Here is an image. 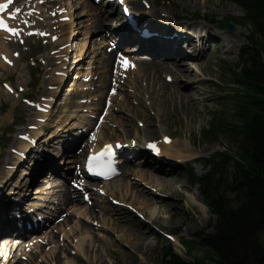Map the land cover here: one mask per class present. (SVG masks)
<instances>
[{
    "label": "rangeland",
    "instance_id": "obj_1",
    "mask_svg": "<svg viewBox=\"0 0 264 264\" xmlns=\"http://www.w3.org/2000/svg\"><path fill=\"white\" fill-rule=\"evenodd\" d=\"M131 1L142 9L146 19L158 26V32L164 28L168 31L146 41L140 52L136 50L139 45H134L138 44L137 38L142 39L140 34H133L136 40L131 44L108 52L110 43L115 40V32L110 29L117 25L111 18L114 16L110 15L101 18L99 30L93 29L91 23L96 19L95 10L100 11L105 5V2L96 4L94 0H57L39 6L44 11L37 19L24 15L26 19L30 17L28 22L33 29L56 35L58 40L55 42L38 34L31 36V26L21 30L13 42L0 37V53L8 48L3 57L10 60V64H3L0 59L2 205L20 206L21 212L27 210L28 203L38 202L39 197L46 198L51 190L35 189V185H40L37 182L40 178L50 182V188L64 185L58 176L70 166L64 160L69 159L71 148L62 144L73 135H80L77 131L85 129L87 123L90 125L92 115L103 111L104 105L108 106L105 108L107 114L97 129L99 138L95 142L104 145L120 141L129 148L123 165L125 174L120 173L102 186L90 184L96 185V190L103 193L87 191L92 197L91 204L84 203L82 193L71 187L70 182L77 183L78 180L73 173L74 178L68 179L66 186L74 199L76 196L74 203L56 210L59 201L54 194L52 202L46 200L45 208L39 210L45 214L40 228L27 230L24 223L12 236H0V264H166L171 252L189 261L178 244L179 238L198 242L200 235L213 233L215 217L205 209L198 186L188 182L186 169L190 165L196 175L201 176L206 172L201 160L216 151L232 149L231 137H212L203 141L200 132L206 128L211 112L234 91L228 74L239 69L235 63L248 34L247 27L240 25L242 12L235 5L221 0ZM57 4L63 6V14L50 17L46 11ZM19 5L35 8L31 0H20ZM64 17L68 18L67 21L58 20ZM226 23L232 24L233 30H226ZM176 28L186 29L189 33L196 29L202 31V43L200 40H188L187 45L181 42L180 47L186 46L183 50L175 43L168 44L164 39L176 32ZM209 32H216L218 37L206 40ZM69 37L68 79L65 85L59 86L55 73L63 52L60 47L69 41L65 42ZM181 37L179 35L178 39ZM160 39L165 48L171 46L168 48L181 51L186 58L177 63L175 54L155 55L154 46L162 42ZM102 40L105 42L101 43ZM145 47H152L153 52L147 53ZM125 50L136 60L154 55L150 57L152 61L164 63L165 70L159 79L165 88L161 81H154L155 76L145 73L152 70L142 68L137 62L129 69L127 78L119 76L110 80L112 57L115 52ZM175 63L178 72L173 68ZM4 83L12 92L3 88ZM49 87L58 88L49 90ZM109 88H114L115 94L105 101ZM21 96L33 101L52 99L47 117L42 118L43 123L37 120L39 113L18 101ZM29 126L38 128L29 130ZM85 131L81 134L79 146L89 132ZM24 134L37 140L36 150L40 156L34 162L28 158L16 160L11 152L17 148L18 137ZM151 142L159 143L166 151L164 158L153 160L146 153L147 144ZM59 149L62 150L60 153ZM189 151L191 158L177 157L179 154L186 156ZM29 154L27 149L24 155ZM52 162L60 170L49 173L46 168ZM75 165L69 169L73 171ZM149 167H156L158 172L154 174L163 179L146 172ZM27 171L31 172V175L27 174L30 179L25 175ZM31 180H36L34 188L29 184ZM24 184L25 191L21 187ZM22 195L25 197L17 200ZM112 200L120 205H114ZM12 214L8 217L12 218ZM161 234H172L174 238L167 241ZM18 242L21 244L16 248ZM3 243L14 248L6 249ZM206 251L207 248L199 247L194 254L202 258Z\"/></svg>",
    "mask_w": 264,
    "mask_h": 264
},
{
    "label": "trees",
    "instance_id": "obj_2",
    "mask_svg": "<svg viewBox=\"0 0 264 264\" xmlns=\"http://www.w3.org/2000/svg\"><path fill=\"white\" fill-rule=\"evenodd\" d=\"M221 1L240 8L249 35L237 59L241 68L230 73L236 90L229 107L212 115L202 139L231 137L232 149L212 155L200 178L189 170L215 225L198 244L184 245L190 255L207 248L205 255L184 263L170 253L166 264H264V0Z\"/></svg>",
    "mask_w": 264,
    "mask_h": 264
},
{
    "label": "bare ground",
    "instance_id": "obj_3",
    "mask_svg": "<svg viewBox=\"0 0 264 264\" xmlns=\"http://www.w3.org/2000/svg\"><path fill=\"white\" fill-rule=\"evenodd\" d=\"M92 10L94 11V8H92ZM96 11V19L94 20V19H92V27H93V29L96 31V30H99L100 29V23H101V17H102V13H103V10H101V11H99V10H95ZM104 16V15H103ZM93 18H94V14H93ZM93 21H94V23H93ZM144 24H146V26H149V27H152V29H154V30H156V29H158L157 28V26H155V25H150V24H148L145 20H143L142 21ZM69 28H72V27H69ZM71 31V30H70ZM127 34H128V31H127V29H125V28H121L120 30H118V31H116V34H115V37H117V39H120L121 41H117L115 44L117 45L116 46V48H120L122 45L121 44H123V43H127L129 40L127 39ZM209 34H210V36H208L207 37V39H215V37H218V35H217V33L216 32H209ZM222 34V33H221ZM2 34H0V36H1ZM107 35H111L110 33H108ZM215 36V37H214ZM225 37H228L230 40H231V37L229 36V35H226ZM223 38V37H222ZM129 39H133L132 37H129ZM67 40H69L68 42H67ZM62 41V40H61ZM65 42H67V43H70V37L69 38H66L65 39ZM105 42V40H102V42L101 43H104ZM64 43V42H63ZM69 47H71V45L69 46ZM69 47H68V49L66 50V51H64V53H65V56L68 54L67 52L69 51ZM168 47H171V46H167V48H165V43H163V41L162 42H158L157 44H156V46H154V49H155V51H154V54L156 55H160V56H162V57H164V56H167L168 55V53L169 54H175L176 55V59H177V63H178V61L179 60H184L186 57L185 56H183L182 55V52L181 51H174L172 48H168ZM134 49V51H135V48H133ZM145 49L146 50H144V51H148L147 53H151V52H153L152 50V47L151 48H147V47H145ZM129 51H130V49H128ZM138 52H140V50H138V49H136ZM8 48H6L5 50H4V52L5 53H8ZM124 52V51H123ZM125 52H128V51H126L125 50ZM63 53V54H64ZM154 55H151L150 57H153ZM150 57H145V58H143V59H138V60H136L137 61V63H139L140 64V66H142V68H145V69H150V70H152L153 72H145L146 74H152L153 76H155V78L153 77L152 79H155L154 81L156 82V83H158V82H160L161 80L159 79L160 77H161V74H163V72H164V70H165V68L162 66L164 63H162V62H156V61H152L151 59H150ZM1 64V63H0ZM3 65V64H2ZM64 65V64H63ZM3 66H5V65H3ZM66 66H68V65H65V67ZM109 66V65H108ZM174 67V69L176 70V72H178L179 70H178V64H174L173 65ZM64 67V68H65ZM110 67H112V65L110 64ZM63 68V72H65V74L68 72V70H66L65 71V69ZM109 78H111V74L108 76ZM67 79H68V77L66 78V80L64 79V78H62V77H58V78H55V81H56V83H58V84H60V85H65V83H66V81H67ZM162 85H163V89L165 88V84H163L164 82L163 81H161L160 82ZM167 85V84H166ZM168 87V85L166 86V88ZM40 116V117H39ZM37 117H39V118H46L47 117V114H38V116ZM85 125H88V124H85ZM68 132V130H65V133H67ZM78 134H80V135H73L72 136V138L70 139V141H69V145H70V143H77V141H78V139L80 140V137L82 136L81 135V132H79ZM79 143V142H78ZM78 143H77V145H78ZM68 145V144H67ZM16 146H17V148H15V149H17L18 151H26L28 148H29V146H28V144L27 143H25L24 141H20V140H18L17 141V144H16ZM35 148L36 149H38V145L36 144L35 145ZM186 149V148H185ZM191 151H189V152H187L188 153V155H186V156H181L180 154L179 155H177V157L178 158H182V159H186V158H191V153H190ZM69 156H71V157H69ZM68 157H69V159H67V160H64L65 162H66V164H68V165H70L69 167H71V165H73V164H75V163H78V156H72V155H69ZM172 156V155H171ZM37 156L35 155V154H33L32 152H30V154L29 155H26L25 156V159H30V161L32 160L33 161V159H35ZM80 157V156H79ZM122 157H124L123 158V162H122V164H124V162H125V157H126V154L125 153H122ZM15 159V158H14ZM121 158H119V160H120ZM16 160H18V158H16ZM122 160V159H121ZM20 162V161H19ZM64 162V163H65ZM42 168V167H41ZM40 167H39V169H41ZM43 168H45V167H43ZM49 170V172H51V171H55V170H58V166H56L55 164H54V162H52V164H50V166H48L47 167ZM68 167H65V170H63L62 171V174H65V173H69V172H67V170L69 169H67ZM149 169H151L150 171H149ZM149 169L146 171V172H149L150 174H154L155 172H158V169L156 168V167H149ZM47 170V169H46ZM29 171H30V169H29ZM28 172V171H27ZM25 173V175H27V174H29V175H31V172L29 173ZM152 172V173H151ZM121 173H123V174H125V169L122 167V169H121ZM29 175H27L28 177H29V179H30V177L31 176H29ZM154 176L155 177H157L159 180L160 179H163L162 177H161V175H155L154 174ZM69 177H72V175L70 174L69 175ZM37 182H40V185H37V187H35V189H41V190H49L50 189V182H48V181H46L45 180V178H43V179H41L40 178V181L38 180ZM154 183V182H153ZM36 184V181H34V182H32L31 183V185H35ZM25 186H26V184H24L23 186L21 185V187H22V189H24V191H25ZM36 186V185H35ZM132 187H133V185H132ZM59 189L58 190H55V197L57 198V200L59 201V202H61L62 203V206L61 207H67L68 205H71L72 203H74L77 199H76V196H75V199L73 198V196L71 195V190L67 187V186H63V185H61L60 187H58ZM22 197H25V196H19V198H17V200L18 199H20V198H22ZM0 198H1V196H0ZM71 198H73L74 200H71ZM46 199H48L47 197L45 198V197H40V199H38L40 202H42V201H46ZM159 199V198H158ZM24 200V198L23 199H21V201H23ZM159 200H161V199H159ZM40 202H38V203H25V204H27L28 206L25 208V209H27V212L26 211H24V212H26L27 214H24V213H22L21 212V214H23V217H24V219L25 220H28V219H30V217H31V214H33V215H35V217L36 216H39V217H41V215H43V217H44V213L43 212H40L39 210H40V208H38V206H42V203L40 204ZM58 202V203H59ZM18 206L17 205H14V204H1L0 203V236H2V235H7V236H10L11 235V233H8L7 232V230H8V227H10L11 225H16L17 223H21V221H16V220H12L11 219V221H9V220H7V217H6V214H11V209H15V208H17ZM45 208V207H44ZM18 211H20V209H18ZM16 213H18L17 212V210H16ZM31 213V214H30ZM79 213V215L80 214H83V212H78ZM87 216H90V215H87ZM3 217H4V220H3ZM42 218V217H41ZM43 219V218H42ZM6 236V237H7ZM10 243V242H9ZM20 244L21 243H19L18 242V244H16V248H18V247H20ZM3 245H4V247L7 249V248H14L11 244L9 245L8 243H3Z\"/></svg>",
    "mask_w": 264,
    "mask_h": 264
},
{
    "label": "snow or ice",
    "instance_id": "obj_4",
    "mask_svg": "<svg viewBox=\"0 0 264 264\" xmlns=\"http://www.w3.org/2000/svg\"><path fill=\"white\" fill-rule=\"evenodd\" d=\"M8 2L11 3V0H8ZM7 7H8V4H0V10L6 9ZM0 27H4L7 31L13 32V34H15V30L7 28V25H5L2 20H0ZM9 63H10V61H9ZM9 90H11V89H9ZM149 147L155 149V145L150 144ZM110 149H111V146L109 145V146H107L106 151L110 152Z\"/></svg>",
    "mask_w": 264,
    "mask_h": 264
},
{
    "label": "water",
    "instance_id": "obj_5",
    "mask_svg": "<svg viewBox=\"0 0 264 264\" xmlns=\"http://www.w3.org/2000/svg\"><path fill=\"white\" fill-rule=\"evenodd\" d=\"M228 29H231V27L229 26Z\"/></svg>",
    "mask_w": 264,
    "mask_h": 264
}]
</instances>
